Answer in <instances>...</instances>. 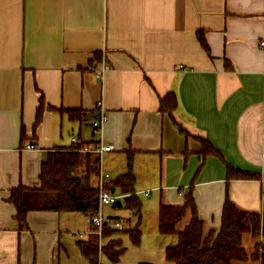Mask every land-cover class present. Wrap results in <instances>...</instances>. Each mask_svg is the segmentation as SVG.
<instances>
[{"label": "crops", "instance_id": "0c3cea01", "mask_svg": "<svg viewBox=\"0 0 264 264\" xmlns=\"http://www.w3.org/2000/svg\"><path fill=\"white\" fill-rule=\"evenodd\" d=\"M263 40L264 0H0V264H90L77 248L91 233L87 216L31 212L21 228L8 202L19 186L39 189L48 150L78 142L113 147L102 164L112 181L126 173L132 152L135 194L157 193L158 206H181L194 183L207 229L220 228L227 197L243 211L263 212L261 183H227L225 166L264 170ZM104 54L112 69L101 83L94 73ZM169 93L190 137L159 109ZM41 96L45 111L33 135ZM99 102L106 123L95 134ZM61 110L82 112V121ZM194 137L209 140L225 163L210 156L199 171ZM149 174L152 183L137 184ZM105 210L108 220L118 217ZM123 235L115 239L126 253ZM254 244L245 238L249 253ZM166 248L157 264H166ZM125 253L117 264H155ZM99 262L111 264L103 255Z\"/></svg>", "mask_w": 264, "mask_h": 264}, {"label": "trees", "instance_id": "16d2710c", "mask_svg": "<svg viewBox=\"0 0 264 264\" xmlns=\"http://www.w3.org/2000/svg\"><path fill=\"white\" fill-rule=\"evenodd\" d=\"M200 45L209 52L202 34L197 35ZM229 63L228 61H226ZM160 111L167 114L178 132L190 137L182 125L173 117L177 110V98L169 93L159 100ZM45 104L43 97L39 100L34 122V133L40 125ZM69 119L82 121L83 113L75 110H61ZM24 137V130H23ZM96 134V133H95ZM201 146L199 156L202 169L207 157L213 156L225 160L222 154L207 139L194 137ZM97 144L76 143L68 148H54L45 153L40 168L39 189H28L19 186L11 191L8 202L16 209V221L20 227L26 226L27 216L31 212L81 213L91 220L98 208V189L96 178L99 175L100 159L97 156L80 151L84 147ZM127 171L116 177L110 184V189H120L125 196V207L140 215L142 203L135 194L136 178L132 169L133 153H127ZM226 181L261 182L260 174L243 171L225 163ZM193 184L181 206H170L161 203L158 210V232L163 237H175L177 243L167 247L165 260L173 264H240L245 262L264 263V210L261 213L246 212L239 209L228 197L222 207L221 225L218 230L207 229L199 217L198 208L193 195ZM264 195V194H263ZM117 222L120 219H109ZM125 231V232H124ZM117 231L104 227L102 239L103 256L111 264H117L125 253L120 240L115 239L121 234H128L133 246L141 243V231L138 227L132 230ZM255 242L254 250L249 253L244 247L245 238ZM99 236L90 234L85 241L77 243L79 252L90 264L99 262ZM150 264V263H140Z\"/></svg>", "mask_w": 264, "mask_h": 264}, {"label": "rangeland", "instance_id": "374dc122", "mask_svg": "<svg viewBox=\"0 0 264 264\" xmlns=\"http://www.w3.org/2000/svg\"><path fill=\"white\" fill-rule=\"evenodd\" d=\"M105 159V157L103 156ZM104 159H102V164L104 162ZM106 163L110 164V161L107 162V158L105 159ZM104 173L109 174L108 170L105 168L103 169ZM153 177H150V174L147 177H144L143 179H139L137 181V184L142 185H149L151 182V179ZM136 183V182H135ZM149 192V191H144ZM140 202L142 203L141 213L140 215L128 210L125 207V199L120 200V202L124 203V208H113L112 206H108L103 208V216L106 217V208L109 213H115L118 215V219L123 223L126 229H135L136 227L139 228L140 231H142L141 236V244L139 247L133 246L131 243L130 237L128 234L123 235V242L125 247L128 248L127 252L123 256L125 259H140L141 261L147 262L152 261L153 263L157 264L159 263L162 258H164V249L165 245L167 247L169 245V242L173 239L167 238L163 240L158 232L157 229V219H158V194L153 192L150 197H139ZM131 220V222L129 221ZM134 223V224H133ZM125 232V231H124ZM103 240V245H104ZM166 262V261H165ZM103 264H107L104 262ZM166 264H169L166 262Z\"/></svg>", "mask_w": 264, "mask_h": 264}, {"label": "built area", "instance_id": "2783aa9c", "mask_svg": "<svg viewBox=\"0 0 264 264\" xmlns=\"http://www.w3.org/2000/svg\"><path fill=\"white\" fill-rule=\"evenodd\" d=\"M260 46L264 48V40L261 41ZM111 65L107 60V57L102 55L101 59L99 60V66L95 70L94 76L98 82H103L106 74L111 71ZM98 115L97 118L92 123V128L94 133L100 134L102 133V129L104 124L106 123V114L101 102L98 103L97 106ZM27 150H34L35 147L33 145L26 146ZM113 151V147L110 145H105L102 142H97V144L89 147H84L80 152L82 154H91L95 155L100 159L99 163V175L97 177L96 186L98 189V208L97 212L94 216H92L90 220L91 224V233L99 236V256H102L103 253L101 251L103 246V239H102V232L105 226L108 228L117 230V231H124L125 227L123 223L120 221L117 222H110L107 218L103 216V208L108 206H113L117 201H120L125 198V196L117 195L115 192L111 193L110 184L112 182V177L104 173L102 170V159L105 154L111 153ZM264 176V170L261 174ZM261 188L264 194V177L261 179ZM150 193L145 192L144 195L146 197L149 196ZM264 253V250L261 252ZM98 264H101L100 262Z\"/></svg>", "mask_w": 264, "mask_h": 264}, {"label": "water", "instance_id": "95a60500", "mask_svg": "<svg viewBox=\"0 0 264 264\" xmlns=\"http://www.w3.org/2000/svg\"><path fill=\"white\" fill-rule=\"evenodd\" d=\"M115 189H111V193H114ZM113 208H121V202L117 201L115 204L112 206Z\"/></svg>", "mask_w": 264, "mask_h": 264}]
</instances>
